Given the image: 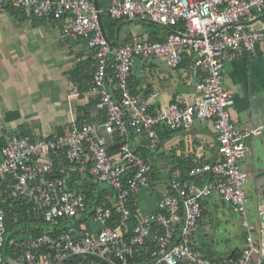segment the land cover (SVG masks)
Here are the masks:
<instances>
[{
  "label": "built area",
  "instance_id": "1",
  "mask_svg": "<svg viewBox=\"0 0 264 264\" xmlns=\"http://www.w3.org/2000/svg\"><path fill=\"white\" fill-rule=\"evenodd\" d=\"M5 6L29 17L64 20V35L88 41L95 52L92 83L99 94V113L81 127L74 125L54 135H8L1 148L0 195L9 180L12 198L31 202L35 217L42 218L49 229L35 236L26 232L18 236L14 252L8 254L7 213L0 206V264H64L75 254H93L105 261L85 264H139L130 260L141 248L150 255L143 264H264V199L256 205L253 227L245 188L249 173L242 165L250 149L248 138L258 134L259 128L242 129L235 123L234 95L222 73L231 53L253 52L264 40V26L250 29L240 23L252 19L253 10L261 9L264 0H110L108 11L115 18L150 19L168 28L162 39L135 36L114 46L103 33L94 0H0V7ZM187 54L192 55L191 68L200 75L194 102L157 105V92L132 91L129 79L136 59L160 58L176 69ZM205 120L214 121L217 159H204V144H199L190 177L181 170L172 171L156 210L142 214L133 208L132 196L149 185L153 169L152 161L135 149L134 134L145 135L155 148L161 122L180 130ZM102 130L119 139L117 151H110L111 142ZM86 158L92 161L93 176L115 191L114 203L93 207L83 189L70 184L65 162ZM214 193L231 204L247 230L246 245L232 263L208 258L194 241L204 215L203 200ZM114 208L120 219L109 226ZM89 210L103 222L96 232L73 224L78 214Z\"/></svg>",
  "mask_w": 264,
  "mask_h": 264
},
{
  "label": "crops",
  "instance_id": "2",
  "mask_svg": "<svg viewBox=\"0 0 264 264\" xmlns=\"http://www.w3.org/2000/svg\"><path fill=\"white\" fill-rule=\"evenodd\" d=\"M98 2H101L100 7L108 16L110 0ZM250 20L252 23L246 27L262 28L264 6L254 9L253 18L245 21ZM64 23V20L50 17H29L12 6L0 7V159L1 148L13 132L54 135L78 126L79 116L86 118V124L99 113L96 106L99 94L92 83L94 49L82 36L64 35ZM112 30V39L119 34L117 44H120L135 36L162 39L168 28L148 19L123 17ZM191 59L192 55L187 54L176 69H171L160 58L147 62L136 59L129 79L132 91L143 95L157 92V105L194 102L198 95L196 84L200 75L191 68ZM72 72H75V76H72ZM222 73L226 87L234 95L231 111L235 123L242 129L259 128L258 134L248 138L250 149L242 161L249 173L245 187L247 194L250 201L255 197L258 203L264 199V40L258 42L253 52L231 53ZM157 129L160 142L155 148L149 146L145 135L133 136L135 149L153 163L149 185L142 187L134 196L135 207L142 214L158 208L159 200L168 188L169 174L174 170L182 171L183 163L189 158L195 160L199 144H204L201 151L204 159L215 161L219 156L213 120L197 121L192 128L180 130H171L161 122ZM101 134L111 145L115 141V137L104 130ZM91 166L90 158L77 163L66 162L70 184L89 188L94 200L103 196L111 204L114 203L115 191L98 182L91 173ZM107 190L111 193L108 194ZM10 191V181L7 180L3 184V194H7L12 202ZM203 201L204 211L210 212V217L209 220L201 218L199 221L193 236L196 246L210 259L232 263L246 245L247 230L239 216L238 225L232 226L229 222L232 226L230 233H234L232 241L226 244L216 241L220 239L216 237L219 227L214 225V221L220 222V218L229 220L226 211L233 208L217 193ZM73 223L88 232H96L103 226L102 220L90 211L78 214ZM132 223L129 224L130 228ZM235 250L239 255L237 258L231 257ZM98 259L105 262L103 258ZM149 259L150 255L144 251L138 262L143 264Z\"/></svg>",
  "mask_w": 264,
  "mask_h": 264
},
{
  "label": "trees",
  "instance_id": "3",
  "mask_svg": "<svg viewBox=\"0 0 264 264\" xmlns=\"http://www.w3.org/2000/svg\"><path fill=\"white\" fill-rule=\"evenodd\" d=\"M100 6H102L101 2L99 3ZM25 14V13H24ZM26 15V14H25ZM102 16H103V22L104 26L106 29V32L108 36L112 39L113 38V30L118 23V18L113 17L110 13L107 16V13L102 9ZM44 18V17H40ZM53 20H55L54 17H51ZM153 40H156L153 39ZM96 64V60H95ZM93 71H95V66L93 68ZM75 72H72V76L74 75ZM94 75V74H93ZM90 77V76H89ZM93 79V78H92ZM86 118L83 119L82 116L78 117V126L81 127L84 124V121ZM61 132V131H59ZM58 132V133H59ZM119 147V139L115 137V141L110 147L111 152H115L118 150ZM143 154V153H142ZM146 156L145 154H143ZM67 163H70L69 161H66ZM65 162V163H66ZM195 164V160L191 161V158L186 160L183 165H182V172L184 176L190 177L188 171L189 168L192 167ZM5 188V186H4ZM83 191L86 194L87 201L89 202L90 205L93 207L96 204H111V201L108 200V198H104L103 196H98L94 202H91L92 199V192L90 191L89 188L87 187H81ZM131 205L133 208H135V198L132 196L131 198ZM0 206L4 207L7 213L6 217V222L8 226V237H7V243H6V252L8 254H12L15 250V240L19 236L21 232H26L27 234H31L33 236L40 234L42 231L49 229V226H47L46 222L42 218H36L35 217V212L32 208L31 202L23 199H16L12 198V202L8 199L7 194H2L0 195ZM91 213V210H89ZM205 213V211H204ZM120 219V213L115 210L109 218L107 224L109 226H115ZM74 224V223H73ZM75 225V224H74ZM30 230V231H28ZM129 233L127 234V236ZM145 251V248H141L138 252L137 255L134 259L130 260V263H139L138 261L141 260V257L143 255V252ZM142 254V255H141ZM148 255V253H147ZM239 255L236 254V250L233 252L231 257L237 258ZM97 258V259H96ZM99 260L98 256L93 255V254H75L70 256L64 264H85L87 261L91 260ZM116 262H121L119 259H116Z\"/></svg>",
  "mask_w": 264,
  "mask_h": 264
},
{
  "label": "rangeland",
  "instance_id": "4",
  "mask_svg": "<svg viewBox=\"0 0 264 264\" xmlns=\"http://www.w3.org/2000/svg\"><path fill=\"white\" fill-rule=\"evenodd\" d=\"M107 193L108 194L111 193L110 190H107ZM256 204H257L256 203V198L255 197L251 198V201L249 202V205H248V214H249L250 222L253 225V227H256V222H257V216L255 215V213H256V211H255L256 210ZM226 212H227L226 214L229 217L228 219L230 221L227 220V219H221V218H220V220H221L220 222H217L216 220L214 221V223H215L214 225L216 227H219L218 229H216L217 230L216 231L217 232L216 233V235H217L216 237L220 238V239H217V240L215 238V240L218 241V242H221V243L223 242L225 244L226 243H230L232 241V239H233L232 236L234 235V233L233 232L230 233V229H231V227L233 225H238V223H239V221L241 219V217L239 219L240 215L238 213H235L230 208H228ZM209 217H210V212H209V214L207 212V213H205L203 215L202 218H204V219L206 218V220H209ZM229 222H231L232 226H231V224H229ZM205 224H207V223L205 222ZM241 224H242V221H241ZM220 225H223V226L220 227ZM19 235L23 236V235H26V233L22 232Z\"/></svg>",
  "mask_w": 264,
  "mask_h": 264
},
{
  "label": "water",
  "instance_id": "5",
  "mask_svg": "<svg viewBox=\"0 0 264 264\" xmlns=\"http://www.w3.org/2000/svg\"><path fill=\"white\" fill-rule=\"evenodd\" d=\"M94 1H95V3H96V7L99 9L100 23H101V27H102L103 33H104L106 39L111 43V45L114 46V45H116L117 42H118L119 34L116 36L115 39H111V38L108 36V34H107V32H106V29H105V26H104L103 17H102V10H101L100 4H99L98 0H94ZM148 20H150V19H148ZM151 21H152V20H151ZM153 22H154V21H153ZM240 23L243 24V25H248V24L252 23V20H250V21H242V22H240ZM119 28H120V26H119ZM119 28H118V29H119ZM98 182L101 183V184H104V185H106V186L109 187L108 184H105V183H103V182H101V181H99V180H98ZM94 201H95L94 198H92V199H91V202H94Z\"/></svg>",
  "mask_w": 264,
  "mask_h": 264
}]
</instances>
